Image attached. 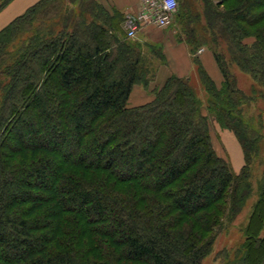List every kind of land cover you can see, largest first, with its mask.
<instances>
[{
	"label": "trees",
	"instance_id": "16d2710c",
	"mask_svg": "<svg viewBox=\"0 0 264 264\" xmlns=\"http://www.w3.org/2000/svg\"><path fill=\"white\" fill-rule=\"evenodd\" d=\"M73 2L40 0L0 30V264H200L254 181L241 241L218 255L264 264L257 100L236 88L218 49L219 87L195 55L221 39L264 99V0H177V41L208 115L189 78L176 76L151 102L127 107L132 88L154 79L152 57L165 63L161 50L127 39L124 18L96 0ZM191 18L204 19L201 35ZM209 115L242 143L239 173L215 153Z\"/></svg>",
	"mask_w": 264,
	"mask_h": 264
},
{
	"label": "rangeland",
	"instance_id": "374dc122",
	"mask_svg": "<svg viewBox=\"0 0 264 264\" xmlns=\"http://www.w3.org/2000/svg\"><path fill=\"white\" fill-rule=\"evenodd\" d=\"M5 0H0V4L3 3ZM68 3L71 5V7H77L76 2H73V0H67ZM179 1V0H178ZM72 3V4H71ZM73 5V6H72ZM70 7V8H71ZM186 12V10L184 11ZM59 12H57L53 17L51 16L52 22H54L56 25L58 24L59 21ZM174 17V16H173ZM42 18L39 19L40 23L43 21L41 20ZM191 28H195L198 32V35H201V27L205 25V21L204 19H200L197 22H194L193 19L191 18ZM39 23V24H40ZM264 24V23H263ZM263 24L261 26H263ZM36 26H38V21L36 22ZM149 27H153L156 29H161L162 28H158L156 26H149ZM166 30H170L174 33V37L177 39V33L179 34V30L180 27L177 25V22L175 20V18L172 19L170 25L165 28ZM141 30V29H140ZM199 37V36H198ZM137 38V33L135 38L129 39L130 41H136ZM204 42V41H203ZM202 44H200L199 49L196 51V56L198 54H200L204 49L208 50L211 52V50L214 49H218L219 53H222L225 56V60L226 62H228V71L230 73V75L234 78L235 80V86L238 90H240L244 95L246 96H254L256 97L257 100V107L254 109H251V113L254 114L255 118L257 119V115L258 118H261V122H260V136L262 137V143L259 149V157H260V161L261 164L256 166L253 174L255 179L259 178L263 172H264V99L261 98V91L259 87H257V85L255 84L254 80L252 79V77L245 73L240 71L234 64H230V59H229V55L228 52L226 51V45L225 43L220 39L219 43L216 45H214L211 42L210 38H207V40H205V42ZM246 43H248L249 45L251 43H253V39H247ZM145 54H147V58L146 61L150 62L151 60L149 59L151 52L147 51L146 48H143ZM155 53V52H154ZM156 54V53H155ZM152 69L155 70L154 72V79L157 76V71L160 67V65H163L162 62L158 61V59L156 57H152ZM153 79V80H154ZM153 80L150 81L149 85L147 87H143V88H148L152 83ZM189 85L191 86V88H193L195 94L199 97V99L202 101V104L204 106V108L202 109V113L204 115H208L205 111V107L207 105V94L204 91V88L202 86V84L199 81V77L196 74H192L191 77L189 78ZM142 87V86H141ZM262 90V89H261ZM255 93V94H254ZM209 121H210V137H211V141H212V146L213 149L215 151V153L220 157L223 158L224 160L230 161L231 159V169L233 168L234 171H236L237 173L240 172L241 168L244 166L245 164V153L243 150V146L242 143L238 140V138L236 137V135L233 133V131H231L230 129H225V128H221L216 121L213 119L212 116L209 115ZM230 138V139H229ZM231 140L233 141V144L237 145L239 150H240V168L236 167L233 164V158H232V154L231 152H229V145L231 146ZM228 151V152H227ZM229 158V160H228ZM236 159V156L234 157ZM230 165V164H229ZM256 181H254V191L250 197V199L248 200V202L246 203V205L242 208V210L240 211V213L237 215L236 219L232 222V224H227L226 226H224L223 228H221L220 230H218L215 233V238H214V242H213V246L211 251L202 259V261L200 262V264H220V259H219V253L222 251H228L233 249L238 243H240L241 241V228H243L245 226V224L247 223V219L250 213V209H251V204L255 201V199L257 198L256 195Z\"/></svg>",
	"mask_w": 264,
	"mask_h": 264
},
{
	"label": "crops",
	"instance_id": "0c3cea01",
	"mask_svg": "<svg viewBox=\"0 0 264 264\" xmlns=\"http://www.w3.org/2000/svg\"><path fill=\"white\" fill-rule=\"evenodd\" d=\"M39 1L9 0L6 2L0 9V30ZM96 2L110 16L113 14L121 15L124 18L123 24L129 16L138 13L142 7V0H96ZM136 42L143 47L157 46L165 58V63L160 65L156 78L148 88L145 89L141 86H134L132 88L127 101V107L136 108L151 102L153 100V90L160 88L170 76L190 78L192 74L197 73L187 45L183 42H178L172 31L146 26L137 32ZM197 57L206 74L219 87L223 79L212 53L204 49ZM231 143V146L229 145V152L232 154L233 164L240 168V150L237 145L233 144L232 140ZM235 156L236 159L234 158ZM230 162L231 159L229 164L232 166ZM234 172L237 173L236 171Z\"/></svg>",
	"mask_w": 264,
	"mask_h": 264
},
{
	"label": "built area",
	"instance_id": "2783aa9c",
	"mask_svg": "<svg viewBox=\"0 0 264 264\" xmlns=\"http://www.w3.org/2000/svg\"><path fill=\"white\" fill-rule=\"evenodd\" d=\"M177 6V0H142L139 12L124 21L126 37L135 38L136 33L146 26L167 28L177 11Z\"/></svg>",
	"mask_w": 264,
	"mask_h": 264
}]
</instances>
